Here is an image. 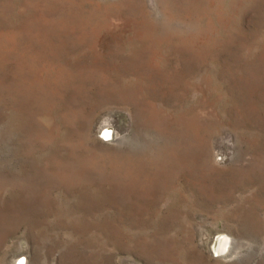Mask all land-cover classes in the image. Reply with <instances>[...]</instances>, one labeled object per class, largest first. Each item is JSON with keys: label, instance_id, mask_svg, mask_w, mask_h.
I'll use <instances>...</instances> for the list:
<instances>
[{"label": "rangeland", "instance_id": "374dc122", "mask_svg": "<svg viewBox=\"0 0 264 264\" xmlns=\"http://www.w3.org/2000/svg\"><path fill=\"white\" fill-rule=\"evenodd\" d=\"M21 259L264 264V0H0V264Z\"/></svg>", "mask_w": 264, "mask_h": 264}, {"label": "bare ground", "instance_id": "6f19581e", "mask_svg": "<svg viewBox=\"0 0 264 264\" xmlns=\"http://www.w3.org/2000/svg\"><path fill=\"white\" fill-rule=\"evenodd\" d=\"M228 239H227V236H224L223 238H222V240H221V242H220V245H219V250L221 251V252H225V249L227 248H225V246H227V244H228ZM22 262V261H21Z\"/></svg>", "mask_w": 264, "mask_h": 264}, {"label": "built area", "instance_id": "2783aa9c", "mask_svg": "<svg viewBox=\"0 0 264 264\" xmlns=\"http://www.w3.org/2000/svg\"><path fill=\"white\" fill-rule=\"evenodd\" d=\"M110 135H111V131H108V133H107V135H106V136H108V137H109Z\"/></svg>", "mask_w": 264, "mask_h": 264}, {"label": "water", "instance_id": "95a60500", "mask_svg": "<svg viewBox=\"0 0 264 264\" xmlns=\"http://www.w3.org/2000/svg\"><path fill=\"white\" fill-rule=\"evenodd\" d=\"M21 261H22V259H21ZM20 261V264H22V262Z\"/></svg>", "mask_w": 264, "mask_h": 264}]
</instances>
